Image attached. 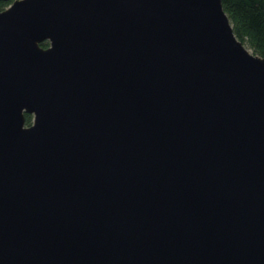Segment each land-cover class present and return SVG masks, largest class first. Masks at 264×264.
I'll use <instances>...</instances> for the list:
<instances>
[{"label": "water", "instance_id": "obj_1", "mask_svg": "<svg viewBox=\"0 0 264 264\" xmlns=\"http://www.w3.org/2000/svg\"><path fill=\"white\" fill-rule=\"evenodd\" d=\"M0 264H264V54L220 0L0 10Z\"/></svg>", "mask_w": 264, "mask_h": 264}, {"label": "trees", "instance_id": "obj_2", "mask_svg": "<svg viewBox=\"0 0 264 264\" xmlns=\"http://www.w3.org/2000/svg\"><path fill=\"white\" fill-rule=\"evenodd\" d=\"M11 0L0 1V10ZM234 36L244 43L252 54H264V0H220ZM46 47L47 42L39 43ZM24 124L29 125L31 116L23 113Z\"/></svg>", "mask_w": 264, "mask_h": 264}, {"label": "rangeland", "instance_id": "obj_3", "mask_svg": "<svg viewBox=\"0 0 264 264\" xmlns=\"http://www.w3.org/2000/svg\"><path fill=\"white\" fill-rule=\"evenodd\" d=\"M242 45L249 51V52H251L250 51V49L244 44V43H242Z\"/></svg>", "mask_w": 264, "mask_h": 264}]
</instances>
